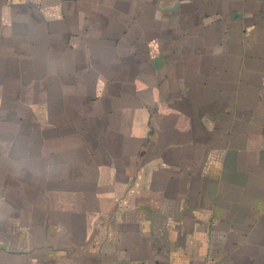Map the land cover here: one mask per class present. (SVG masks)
I'll list each match as a JSON object with an SVG mask.
<instances>
[{
	"label": "crops",
	"instance_id": "crops-1",
	"mask_svg": "<svg viewBox=\"0 0 264 264\" xmlns=\"http://www.w3.org/2000/svg\"><path fill=\"white\" fill-rule=\"evenodd\" d=\"M0 264H264V0H0Z\"/></svg>",
	"mask_w": 264,
	"mask_h": 264
}]
</instances>
